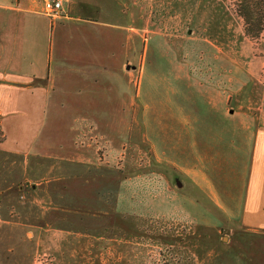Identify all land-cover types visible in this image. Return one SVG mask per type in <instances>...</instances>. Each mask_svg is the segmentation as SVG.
Returning <instances> with one entry per match:
<instances>
[{
    "label": "rangeland",
    "instance_id": "obj_1",
    "mask_svg": "<svg viewBox=\"0 0 264 264\" xmlns=\"http://www.w3.org/2000/svg\"><path fill=\"white\" fill-rule=\"evenodd\" d=\"M91 1L97 25L58 39L80 49L81 66L90 45L92 67L62 76L35 145L66 178V212L22 184L0 193V264H264V234L216 208L186 167L206 148L226 161L220 177H242L250 145L221 126L264 108V28L246 36L231 0ZM219 66L209 100L225 121L201 92Z\"/></svg>",
    "mask_w": 264,
    "mask_h": 264
},
{
    "label": "crops",
    "instance_id": "obj_2",
    "mask_svg": "<svg viewBox=\"0 0 264 264\" xmlns=\"http://www.w3.org/2000/svg\"><path fill=\"white\" fill-rule=\"evenodd\" d=\"M99 12L101 8L91 0L65 1L57 16L45 13L41 0H0V193L22 184L29 192L40 195L37 200L42 202L41 207L44 208V203L48 210L51 209L49 213L66 212L60 204L62 194L59 191L60 185L66 184V178L59 174L58 163L50 164L43 148L35 145L47 138L43 134L45 115L51 94L62 89L59 87L62 76L70 69L78 73L81 68L92 67L90 45L85 51L89 60L81 66L80 49L58 37L62 27L83 23L96 26ZM116 27L126 29L125 39L129 45V25ZM222 75L224 72L219 66L216 81H210L213 79L208 75V80L201 84V92L211 111L207 115L225 121V110L211 108L209 100L211 88L212 92L221 93ZM263 109L247 111L250 114L240 117L232 129L218 123L209 125L223 127L224 134L240 132L245 135L250 145V158L244 165L242 177L236 180L230 175L220 177L219 171L226 161L216 159L214 151L206 148L197 151L194 161L186 160V167L193 172L200 169V190L216 208L228 211L233 221L246 231L264 234ZM241 145L235 144L236 150L242 151ZM168 157L172 163H177L169 154ZM222 181L225 184L221 187L219 182ZM235 182L237 184H233Z\"/></svg>",
    "mask_w": 264,
    "mask_h": 264
},
{
    "label": "trees",
    "instance_id": "obj_3",
    "mask_svg": "<svg viewBox=\"0 0 264 264\" xmlns=\"http://www.w3.org/2000/svg\"><path fill=\"white\" fill-rule=\"evenodd\" d=\"M234 11L244 21V33L257 38L264 28V0H231Z\"/></svg>",
    "mask_w": 264,
    "mask_h": 264
},
{
    "label": "built area",
    "instance_id": "obj_4",
    "mask_svg": "<svg viewBox=\"0 0 264 264\" xmlns=\"http://www.w3.org/2000/svg\"><path fill=\"white\" fill-rule=\"evenodd\" d=\"M65 1L68 0H41L44 12L51 16H57L61 12Z\"/></svg>",
    "mask_w": 264,
    "mask_h": 264
},
{
    "label": "water",
    "instance_id": "obj_5",
    "mask_svg": "<svg viewBox=\"0 0 264 264\" xmlns=\"http://www.w3.org/2000/svg\"><path fill=\"white\" fill-rule=\"evenodd\" d=\"M127 68H129V66H127ZM178 185H181V183L179 181H177Z\"/></svg>",
    "mask_w": 264,
    "mask_h": 264
}]
</instances>
